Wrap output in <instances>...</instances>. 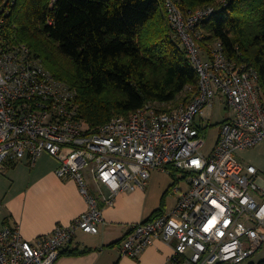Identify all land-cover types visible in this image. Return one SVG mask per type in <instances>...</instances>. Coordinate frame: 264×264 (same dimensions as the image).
Instances as JSON below:
<instances>
[{
  "label": "built area",
  "instance_id": "1",
  "mask_svg": "<svg viewBox=\"0 0 264 264\" xmlns=\"http://www.w3.org/2000/svg\"><path fill=\"white\" fill-rule=\"evenodd\" d=\"M9 2L15 0L0 7V168L22 160L35 166L47 152L59 160V177L77 181L88 208L34 243L18 224L0 226V264H56L79 231L99 232L100 201L112 205L120 192L145 189L152 170L169 172L170 165L184 173L187 187L175 182L172 189L181 195L174 208L132 225L121 242L123 255L137 257L159 238L173 246L167 264H242L264 248L259 169L236 156L264 141V102L252 67L232 61L220 40L207 51L199 44L197 25L212 8L186 15L176 0H165L199 76L191 101L171 111L146 103L93 131L79 117L77 90L26 44L2 39ZM218 98L234 115L222 121L206 154V110ZM86 171L97 191L89 188Z\"/></svg>",
  "mask_w": 264,
  "mask_h": 264
},
{
  "label": "trees",
  "instance_id": "2",
  "mask_svg": "<svg viewBox=\"0 0 264 264\" xmlns=\"http://www.w3.org/2000/svg\"><path fill=\"white\" fill-rule=\"evenodd\" d=\"M176 3L186 15L212 8L197 25L199 44L207 51L220 40L232 61L252 67L264 102V0ZM8 7L2 39L26 44L55 77L77 90L79 117L90 130L146 103L171 111L198 92L197 70L165 0H15ZM169 168L178 182L180 170ZM168 191L145 221L164 213Z\"/></svg>",
  "mask_w": 264,
  "mask_h": 264
},
{
  "label": "crops",
  "instance_id": "3",
  "mask_svg": "<svg viewBox=\"0 0 264 264\" xmlns=\"http://www.w3.org/2000/svg\"><path fill=\"white\" fill-rule=\"evenodd\" d=\"M59 164L57 158L45 152L37 159L35 166L27 160L14 164L5 162L2 165L0 226L18 224L24 238L34 243L40 235L52 233L57 225H69L86 211L87 199L81 193L77 181L56 174ZM262 172L259 169V181L264 188ZM86 176L89 185H94L97 191L98 185L89 171H86ZM151 177L145 189L120 192L112 205L100 201L103 221L99 224V232L92 234L79 231L56 264H167L173 246L160 238L137 257L121 252V242L132 225L146 220L161 205L163 194H151L156 184H159L155 181L151 183ZM174 184L175 179L167 189L175 194L164 196V212L172 210L181 195L173 191ZM170 196H174L172 202L168 201ZM254 260L252 258L242 264H258L264 258L257 263Z\"/></svg>",
  "mask_w": 264,
  "mask_h": 264
},
{
  "label": "rangeland",
  "instance_id": "4",
  "mask_svg": "<svg viewBox=\"0 0 264 264\" xmlns=\"http://www.w3.org/2000/svg\"><path fill=\"white\" fill-rule=\"evenodd\" d=\"M234 115V110H230L227 108L224 101H220L219 98L214 106V108H207L206 110V145L204 147V152L206 154H210L212 151L217 136L219 134L220 125L222 121L226 118H229ZM236 156L244 163H252L256 165L260 171L263 170L264 176V141L259 143L254 147H250L247 149H241L236 152ZM152 177L150 182L153 183L154 181L159 183L156 184V188L151 194H163L164 191L169 187V184L174 180V177L171 173L161 172V171H152ZM176 176L180 178V184L182 185V189L187 187V180L184 177V173L179 171L176 173ZM91 190H94V185H89ZM167 194H175L174 192H168ZM174 196L168 197V201L172 202ZM256 263L264 258V248L259 250L256 254L252 256ZM250 258V259H252ZM248 261V260H247Z\"/></svg>",
  "mask_w": 264,
  "mask_h": 264
},
{
  "label": "bare ground",
  "instance_id": "5",
  "mask_svg": "<svg viewBox=\"0 0 264 264\" xmlns=\"http://www.w3.org/2000/svg\"><path fill=\"white\" fill-rule=\"evenodd\" d=\"M100 207H101V209H103L101 204H100Z\"/></svg>",
  "mask_w": 264,
  "mask_h": 264
}]
</instances>
